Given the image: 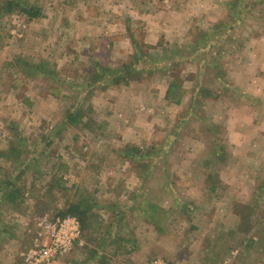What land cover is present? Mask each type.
I'll return each instance as SVG.
<instances>
[{
	"label": "rangeland",
	"instance_id": "1",
	"mask_svg": "<svg viewBox=\"0 0 264 264\" xmlns=\"http://www.w3.org/2000/svg\"><path fill=\"white\" fill-rule=\"evenodd\" d=\"M111 1L27 0L36 18L0 8V151L13 126L34 152L0 156V264L79 200L95 205L86 232L101 246L84 241L68 264H264V0H126L164 20L157 44L150 20ZM109 21L128 55L102 46ZM133 40L147 47L127 81L93 68L131 62ZM126 146L150 150L132 163Z\"/></svg>",
	"mask_w": 264,
	"mask_h": 264
},
{
	"label": "trees",
	"instance_id": "2",
	"mask_svg": "<svg viewBox=\"0 0 264 264\" xmlns=\"http://www.w3.org/2000/svg\"><path fill=\"white\" fill-rule=\"evenodd\" d=\"M2 1L5 4V6H1L0 7L1 9L4 8V10L7 9V10H11V11L17 9L20 12L29 16L30 18H36L39 15H41V11L39 10V8L30 4L29 2H27V0H2ZM133 43L135 45V49H134L135 53L132 57L131 62H129V63L124 62V63H121V65L119 64L117 67H115L116 70H114V68L111 70H108L109 68H104L99 63H94L93 68H95L97 71L101 72L102 74L113 77L112 80L115 79V81H117L119 83L127 81L128 76L130 75V72H131V68H140L139 64H140V61L142 59L139 58L138 55L140 57H142L144 55V53H146L145 50H143L144 49L143 47H145V48L147 47L145 44H140L139 42L134 41V40H133ZM142 45H143V47H142ZM93 76H94L95 80L100 78L94 74H93ZM124 78H127V80ZM101 79H103V77ZM103 84H106V83H103ZM175 87H176L175 84L172 83L171 84V90ZM171 90L167 94H170ZM67 111H69V112H66L67 114L65 115V122L67 124H69V125L74 124L75 125L78 122H80L81 117L83 116L82 113H80L78 111L77 112L76 111L71 112L70 110H67ZM11 128H12V131L15 133L16 141H12L11 145L8 146V148L4 149L3 151H0V156L10 158L11 156L22 157V155L24 154L25 158H27V157L32 158V156H34L33 155L34 152H31L29 150V146L26 143V140L19 136L17 128H15L13 126H11ZM149 150L150 149L146 150V152L144 154L143 151H141L139 148H136L135 146H128V147L126 146L125 153L127 154L126 157L128 158V160H131L132 163H137V161L135 159H140L137 156H140L141 158L146 157L147 153H148L147 151H149ZM131 151H133L134 153L132 154ZM141 154H144V155H141ZM36 159H37V155H35L34 160H36ZM29 162H30V160L29 161L26 160V162H23L21 160V163H23L24 165L28 164ZM23 167H26V166H23ZM208 178L212 179L214 177L212 174L209 173ZM214 188H215V186L211 185V189H214ZM13 196H14V190L11 191V193L8 195V197L10 199H12ZM94 206H95L94 203L92 201H89V200L72 201L71 203L67 204V207H64L63 210L59 211V217H65L67 215H72V216L77 217L81 223L84 241L86 242V240H87V242L92 243L97 247H100L101 243L97 240L98 238L88 237V232H86L89 228V222L92 219L91 217H93L92 214L94 213L93 212ZM119 215L121 216V213ZM117 222H118V220H116V221L114 220L113 223H117ZM91 227H92V229H95L93 226H91ZM86 236H87V239H86ZM110 236H112V233L110 234ZM118 238L122 239L124 241H129L127 238L122 237V236H118ZM89 245H91V244H89ZM89 245L85 246V248L86 247L88 248ZM90 253H91V255H90ZM90 253H89L90 256H92V254H98V252L94 251V250L93 251L90 250ZM87 262H88V260H85L83 262H79L78 264H87Z\"/></svg>",
	"mask_w": 264,
	"mask_h": 264
},
{
	"label": "built area",
	"instance_id": "3",
	"mask_svg": "<svg viewBox=\"0 0 264 264\" xmlns=\"http://www.w3.org/2000/svg\"><path fill=\"white\" fill-rule=\"evenodd\" d=\"M38 236L45 241H38L20 254V260L12 264H53L58 258L69 254L76 246L84 244L81 223L72 215L38 223Z\"/></svg>",
	"mask_w": 264,
	"mask_h": 264
},
{
	"label": "crops",
	"instance_id": "4",
	"mask_svg": "<svg viewBox=\"0 0 264 264\" xmlns=\"http://www.w3.org/2000/svg\"><path fill=\"white\" fill-rule=\"evenodd\" d=\"M129 1V0H128ZM109 2H112L111 0H103V3H109ZM126 4V5H125ZM131 3L129 2V4H127L126 0H115L113 1L112 3V6L116 8H119L121 5L122 6H127L128 10H124L128 16L131 18V19H134V20H141V18H146L147 20H150V30H149V34L147 36V42L151 43V44H157L158 41H160V39L164 36V35H167L165 32V26H166V23L164 24V20H159V15H152V13L150 12V14H147V13H142L140 11L137 10V7L135 5H130ZM116 5V6H114ZM124 7V8H125ZM88 15V14H87ZM121 15V14H120ZM119 15V16H120ZM97 17L96 16H91L88 17L87 19H89V22L91 20H95ZM158 19V20H157ZM112 21H109L107 22V27L105 29H101L103 31L102 34L105 35V38L104 40H108V42H104V45L102 46H107V47H114V51H116V53H120V52H124L126 53V55H128L130 52H132V45L131 43L129 44V40L130 38H127V36L125 35L127 33L126 31V28L125 29H120L119 28H116V26L114 27ZM120 25H122L120 23ZM183 26H186L188 24H182ZM190 29V25H188L187 27V31H189ZM184 28L181 29V34L184 35V32H183ZM46 33L47 31H45V34L43 36H46ZM124 36V38H123ZM119 37V38H117ZM117 38V39H116ZM91 44L93 43H86L85 45H77V47H75L76 50H79L82 48L83 50H87L89 47H91ZM103 44V43H102ZM53 46V45H52ZM98 46V44H95L94 47ZM134 49V48H133ZM45 50V49H44ZM98 50V49H97ZM104 50H105V47H104ZM108 50V49H106ZM124 55V54H123ZM128 88V87H126ZM118 90V89H117ZM122 89L119 88V91H121ZM164 96H165V93H164ZM116 98H118L117 96H115ZM120 99H127L126 97L123 98L122 96L119 97ZM36 232V229L34 230ZM34 231H33V236L36 238V233L34 235ZM42 241H45V238H42ZM19 254V253H18ZM19 257H20V254H19ZM65 257L67 256H62L60 258H58L56 261L53 262V264H68L67 260L65 259ZM20 259H18L19 261Z\"/></svg>",
	"mask_w": 264,
	"mask_h": 264
}]
</instances>
